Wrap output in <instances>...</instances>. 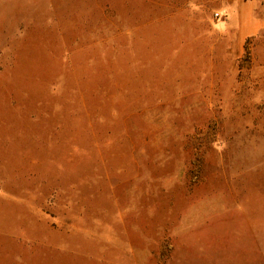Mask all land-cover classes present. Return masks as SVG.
Wrapping results in <instances>:
<instances>
[{"label": "rangeland", "instance_id": "obj_1", "mask_svg": "<svg viewBox=\"0 0 264 264\" xmlns=\"http://www.w3.org/2000/svg\"><path fill=\"white\" fill-rule=\"evenodd\" d=\"M227 3L0 0V264H264V21Z\"/></svg>", "mask_w": 264, "mask_h": 264}, {"label": "crops", "instance_id": "obj_2", "mask_svg": "<svg viewBox=\"0 0 264 264\" xmlns=\"http://www.w3.org/2000/svg\"><path fill=\"white\" fill-rule=\"evenodd\" d=\"M226 5L229 8V13L232 15L241 14L243 11L249 9L253 17L251 25L245 29L246 32L244 34L240 35L239 41L247 40L264 29H261L259 25L261 21H264L260 18V14L262 13L260 8L264 10V0H228ZM0 234H9V231L0 229Z\"/></svg>", "mask_w": 264, "mask_h": 264}, {"label": "built area", "instance_id": "obj_3", "mask_svg": "<svg viewBox=\"0 0 264 264\" xmlns=\"http://www.w3.org/2000/svg\"><path fill=\"white\" fill-rule=\"evenodd\" d=\"M216 17H219V15H218V14H216Z\"/></svg>", "mask_w": 264, "mask_h": 264}]
</instances>
